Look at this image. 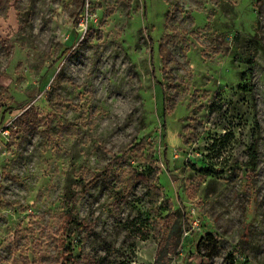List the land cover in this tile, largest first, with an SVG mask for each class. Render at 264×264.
Instances as JSON below:
<instances>
[{"label": "rangeland", "instance_id": "1", "mask_svg": "<svg viewBox=\"0 0 264 264\" xmlns=\"http://www.w3.org/2000/svg\"><path fill=\"white\" fill-rule=\"evenodd\" d=\"M82 1L0 0V264H264V0Z\"/></svg>", "mask_w": 264, "mask_h": 264}, {"label": "trees", "instance_id": "2", "mask_svg": "<svg viewBox=\"0 0 264 264\" xmlns=\"http://www.w3.org/2000/svg\"><path fill=\"white\" fill-rule=\"evenodd\" d=\"M84 3H85V0L82 1L81 9H83ZM162 127H164V122L162 123ZM255 157H256V140H253L249 148V160L252 162V164L255 163ZM68 253L70 254L71 252H68ZM159 255H160V251H158L157 256H156V261L153 264H156L157 258H159ZM68 257L70 256H67V258Z\"/></svg>", "mask_w": 264, "mask_h": 264}]
</instances>
